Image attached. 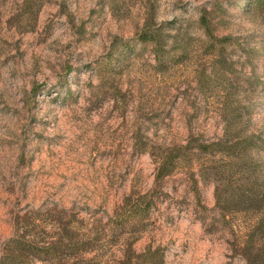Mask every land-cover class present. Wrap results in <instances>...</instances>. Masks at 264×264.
Returning <instances> with one entry per match:
<instances>
[{"label":"rangeland","instance_id":"1","mask_svg":"<svg viewBox=\"0 0 264 264\" xmlns=\"http://www.w3.org/2000/svg\"><path fill=\"white\" fill-rule=\"evenodd\" d=\"M236 4L0 0V252L14 217L32 208L56 203L104 223L124 197L146 194L135 253L246 264L211 225L212 183L197 184L205 217L181 170L155 182V148L219 138L230 105L264 135V21ZM146 19L157 47L139 41ZM122 238L103 264L119 259Z\"/></svg>","mask_w":264,"mask_h":264},{"label":"trees","instance_id":"2","mask_svg":"<svg viewBox=\"0 0 264 264\" xmlns=\"http://www.w3.org/2000/svg\"><path fill=\"white\" fill-rule=\"evenodd\" d=\"M236 9L264 21V0H237ZM203 25L206 35L213 37ZM228 39L219 37L218 42L230 44ZM139 41L153 47L161 43L159 30L148 19ZM220 115L226 124L219 138L155 148V182L181 170L205 217L209 211L200 201L197 184L212 183L211 225L230 235L227 243L234 256L246 264H264V135L244 129L247 112L238 105ZM152 202L146 194L128 195L104 223L56 203L17 214L11 235L2 243L0 264H103L120 237L124 248L114 264H162L156 250L135 253L129 240L149 218Z\"/></svg>","mask_w":264,"mask_h":264}]
</instances>
